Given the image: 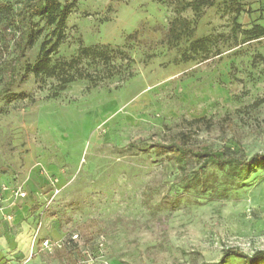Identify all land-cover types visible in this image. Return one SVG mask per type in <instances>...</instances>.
<instances>
[{"label":"rangeland","instance_id":"1","mask_svg":"<svg viewBox=\"0 0 264 264\" xmlns=\"http://www.w3.org/2000/svg\"><path fill=\"white\" fill-rule=\"evenodd\" d=\"M23 1L0 0V189L26 191L0 203V264H249L221 257L264 250V0H60L50 71H26L33 17L7 85ZM180 133L237 160L157 147Z\"/></svg>","mask_w":264,"mask_h":264},{"label":"trees","instance_id":"2","mask_svg":"<svg viewBox=\"0 0 264 264\" xmlns=\"http://www.w3.org/2000/svg\"><path fill=\"white\" fill-rule=\"evenodd\" d=\"M72 4L62 3L60 0H24L22 4V24L25 26L21 31L20 41L18 46V55H15L10 61L6 62L7 69L5 73L7 75V85L14 82L17 74L18 64L20 62L19 54L24 50L25 43L33 42L34 36L31 31L33 30V17H39L45 20V25L50 26L51 30L49 32L48 38H44L39 47L38 56L33 63L26 65V71L31 70L37 73H43L50 71V54L46 52L43 48L51 37L54 40V46L51 48L55 49V45H58L64 37L63 29L65 27L66 18L69 14L70 7ZM3 11V5L0 4V12ZM6 14V13H4ZM2 15V14H0ZM32 29V30H31ZM40 29H37L39 31ZM26 40V41H25ZM55 47V48H54ZM51 50V51H52ZM190 141V135L187 133H180L178 137L167 144H157L163 152H168L173 155L179 162L183 161L185 156L188 154L196 155L197 157H203V163L213 162L217 165H223L225 163H232L237 159H234L230 154H224V152H210L206 151L203 153L193 152L187 143ZM254 162H264V153H256L249 158L246 165ZM238 172H235L237 175ZM62 250H60L61 252ZM59 252V253H60ZM237 256L247 260L249 264H255L260 261H264V250H256L251 255L242 252L238 248H226L223 251L221 260L227 256ZM220 262H204L202 264H219Z\"/></svg>","mask_w":264,"mask_h":264},{"label":"built area","instance_id":"3","mask_svg":"<svg viewBox=\"0 0 264 264\" xmlns=\"http://www.w3.org/2000/svg\"><path fill=\"white\" fill-rule=\"evenodd\" d=\"M54 181H55V179L51 180L52 183H53ZM6 191H8L10 197H11L13 200H15V199H17V198H24V197L26 196V191H25L21 186H15V187H13V188H8V187H4V186H3V187L0 189V203L4 201V196H3V195H4V193H5ZM6 217H7L8 219H10V218H11V215H7ZM70 239L73 240V241H75V240L78 239V235H77V234H72V235L70 236ZM43 243H44V245L47 246V247L50 246V243H49L48 240H45ZM98 245H99V247H102V246H103V239H102V238L99 239V241H98ZM58 247H60V246L58 245ZM106 264H112V263H106Z\"/></svg>","mask_w":264,"mask_h":264},{"label":"crops","instance_id":"4","mask_svg":"<svg viewBox=\"0 0 264 264\" xmlns=\"http://www.w3.org/2000/svg\"><path fill=\"white\" fill-rule=\"evenodd\" d=\"M6 194L7 193H4V195H3L4 196V201L1 202V203H6V204H3V206H1L2 212H4L3 213L4 217H6L7 213H8L7 215H11L12 212L15 215L14 217H18L19 215H21L22 212L17 206V200L21 199V198H17L15 200H13L10 197V195H8V197H7ZM2 227L4 228L5 225H1L0 229H3ZM3 243H4V238L0 237V255L2 253V249H3L2 246L4 245Z\"/></svg>","mask_w":264,"mask_h":264}]
</instances>
